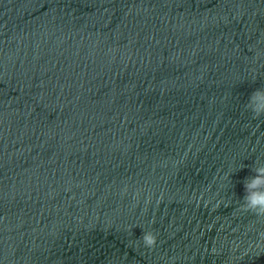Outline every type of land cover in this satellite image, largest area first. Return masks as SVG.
<instances>
[{
	"label": "water",
	"instance_id": "95a60500",
	"mask_svg": "<svg viewBox=\"0 0 264 264\" xmlns=\"http://www.w3.org/2000/svg\"><path fill=\"white\" fill-rule=\"evenodd\" d=\"M261 86L264 0H0V264H264Z\"/></svg>",
	"mask_w": 264,
	"mask_h": 264
},
{
	"label": "clouds",
	"instance_id": "9594fccd",
	"mask_svg": "<svg viewBox=\"0 0 264 264\" xmlns=\"http://www.w3.org/2000/svg\"><path fill=\"white\" fill-rule=\"evenodd\" d=\"M247 109L254 116L264 115V86L256 87L252 91L248 98ZM253 173L245 181L242 207L245 211L253 212L257 216H264V163L259 164ZM143 241L145 246L152 247L156 244V236L146 232Z\"/></svg>",
	"mask_w": 264,
	"mask_h": 264
}]
</instances>
